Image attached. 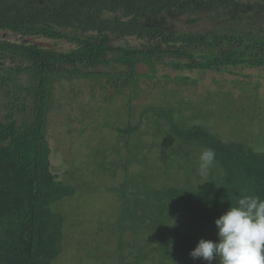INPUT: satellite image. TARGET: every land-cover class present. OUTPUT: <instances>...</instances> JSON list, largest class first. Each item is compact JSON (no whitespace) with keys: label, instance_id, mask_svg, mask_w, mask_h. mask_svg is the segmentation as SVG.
Returning <instances> with one entry per match:
<instances>
[{"label":"trees","instance_id":"obj_1","mask_svg":"<svg viewBox=\"0 0 264 264\" xmlns=\"http://www.w3.org/2000/svg\"><path fill=\"white\" fill-rule=\"evenodd\" d=\"M1 33L18 39L0 38L5 109L0 114V264H51L60 251L64 219L53 206L75 187L51 169L55 83L105 78L115 94L132 101L142 80L158 78L160 66L204 73L264 70V0H0ZM124 38L139 44L117 43ZM29 39L63 41L71 48L56 50ZM139 65L148 71L140 72ZM173 80L197 83L190 76ZM256 98L252 107L262 106ZM185 110L172 103L153 105L142 117L158 124L169 143L176 141L173 157L195 169L199 156L179 148L214 150L209 180L200 182L196 172L198 184L157 189V174L149 175L154 183L148 175L144 180L131 175V165L144 169L146 157L130 155L121 166L111 162L115 171L126 172L122 188H112L122 202L115 264H208L190 252L201 238L218 240L215 220L241 195L264 198V150L224 141L201 123L183 125ZM140 127L130 123L118 129L128 138V155L143 152L140 138L131 142Z\"/></svg>","mask_w":264,"mask_h":264},{"label":"rangeland","instance_id":"obj_2","mask_svg":"<svg viewBox=\"0 0 264 264\" xmlns=\"http://www.w3.org/2000/svg\"><path fill=\"white\" fill-rule=\"evenodd\" d=\"M1 37L13 38L4 33L0 34ZM29 40L56 50L71 48L63 41ZM117 43L136 45L139 41L124 38ZM138 70L143 73L148 68L139 65ZM165 76L171 79L166 80ZM179 76H190L197 83L192 82L189 86L177 84L173 78ZM257 96L262 106L252 107ZM168 103L186 109L180 115L183 116V125L201 123L224 141L242 143L256 151L264 150V70L259 68L204 73L181 72L160 66L158 78L142 80L132 101L115 94L105 78L55 83L48 133L52 149L51 169L58 180L74 185L75 192L53 206L54 212L61 214L64 221L60 251L51 264H115L121 238L117 225L122 202L112 188H122L126 172L122 167L115 171L111 162L119 161L121 166L130 155L131 158L134 155L135 160L146 157L144 169L138 163L131 165V175H137L138 180L148 175L154 183L149 175L157 174V189L183 185L186 181L199 183L196 176V172L200 173L199 166L195 169L181 157H173L176 141L169 143L164 133L159 132L158 124L154 127L152 119L142 117L147 107ZM0 105V114L3 115L4 99ZM130 123H141L140 130L131 138L132 143L140 138L145 146L140 153L136 152L139 143L133 148L138 155H128V138L118 130ZM179 150L182 154L191 150L196 156L202 151L186 145L184 150ZM209 174L210 170L200 182H207Z\"/></svg>","mask_w":264,"mask_h":264},{"label":"clouds","instance_id":"obj_3","mask_svg":"<svg viewBox=\"0 0 264 264\" xmlns=\"http://www.w3.org/2000/svg\"><path fill=\"white\" fill-rule=\"evenodd\" d=\"M215 151L208 148L199 155L201 176L215 163ZM218 240L201 238L190 252L193 259L208 264H264V198L255 194L241 195L216 220Z\"/></svg>","mask_w":264,"mask_h":264},{"label":"flooded vegetation","instance_id":"obj_4","mask_svg":"<svg viewBox=\"0 0 264 264\" xmlns=\"http://www.w3.org/2000/svg\"><path fill=\"white\" fill-rule=\"evenodd\" d=\"M6 35H7V33H6ZM8 38V37H7ZM18 39V37H13V38H11V40H17ZM42 44V43H41ZM42 46H45V47H48V48H52V49H54L52 46H48V45H44V44H42Z\"/></svg>","mask_w":264,"mask_h":264},{"label":"water","instance_id":"obj_5","mask_svg":"<svg viewBox=\"0 0 264 264\" xmlns=\"http://www.w3.org/2000/svg\"><path fill=\"white\" fill-rule=\"evenodd\" d=\"M26 41H28V40H26ZM33 42V41H32ZM36 43V42H35ZM36 44H39V43H36ZM40 45H42L41 43H40Z\"/></svg>","mask_w":264,"mask_h":264}]
</instances>
